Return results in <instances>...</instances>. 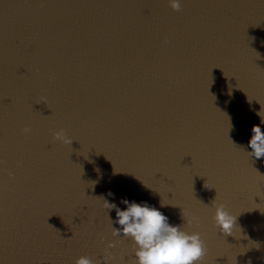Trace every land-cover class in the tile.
Wrapping results in <instances>:
<instances>
[{"label":"water","instance_id":"water-1","mask_svg":"<svg viewBox=\"0 0 264 264\" xmlns=\"http://www.w3.org/2000/svg\"><path fill=\"white\" fill-rule=\"evenodd\" d=\"M261 106L264 0H0V264H135L103 198L162 199L202 264H264V158L236 148Z\"/></svg>","mask_w":264,"mask_h":264},{"label":"clouds","instance_id":"clouds-1","mask_svg":"<svg viewBox=\"0 0 264 264\" xmlns=\"http://www.w3.org/2000/svg\"><path fill=\"white\" fill-rule=\"evenodd\" d=\"M170 6L174 10L180 9V0H169ZM231 95V92H229ZM264 124V106L256 113ZM230 122V129L232 128ZM30 128H25V133H30ZM252 135L247 147L251 149L246 152L243 147L237 149L245 152L248 157L257 160L264 158V130L260 125H253ZM54 138L63 143L72 144L70 137L64 130L54 133ZM97 171H99L97 169ZM11 176V174H9ZM149 188V187H148ZM205 188H210L206 187ZM109 196L114 193L109 192ZM103 198V197H102ZM104 207L107 211L113 237H124L130 239L133 245L135 264H202L207 254V247L199 232H188L184 226L174 225L169 222V217L161 211L167 206L160 201V207L149 204L147 201L137 202L128 198H121L120 203L125 207L121 208L115 202H109L103 198ZM215 209L214 222L219 231L227 235L236 237L237 216L228 211L224 204L218 203L215 199L211 205ZM115 210L116 219L109 216V212ZM186 223L199 224L200 217L188 214L183 216ZM114 224L120 227H113ZM240 230V229H239ZM241 232V230H240ZM115 243L109 242L108 248H114ZM111 254L106 256V260H111ZM75 264H93V260L88 256H80Z\"/></svg>","mask_w":264,"mask_h":264}]
</instances>
